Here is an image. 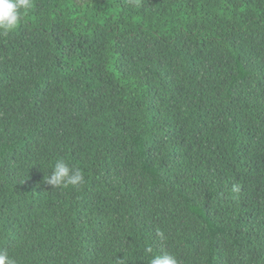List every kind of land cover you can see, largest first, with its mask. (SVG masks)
I'll return each mask as SVG.
<instances>
[{
  "label": "trees",
  "instance_id": "obj_1",
  "mask_svg": "<svg viewBox=\"0 0 264 264\" xmlns=\"http://www.w3.org/2000/svg\"><path fill=\"white\" fill-rule=\"evenodd\" d=\"M31 2L0 34V250L264 264V0ZM60 158L83 183L47 184Z\"/></svg>",
  "mask_w": 264,
  "mask_h": 264
},
{
  "label": "clouds",
  "instance_id": "obj_2",
  "mask_svg": "<svg viewBox=\"0 0 264 264\" xmlns=\"http://www.w3.org/2000/svg\"><path fill=\"white\" fill-rule=\"evenodd\" d=\"M31 7V0H0V34L14 31L22 21V11L26 12ZM45 180L52 188L75 187L84 182V174L80 168L70 166L60 158L54 161L51 174ZM146 251L150 254L148 264H179L176 256L170 252L161 251L162 254H153L151 247ZM0 264H17V260L7 251L0 250Z\"/></svg>",
  "mask_w": 264,
  "mask_h": 264
}]
</instances>
